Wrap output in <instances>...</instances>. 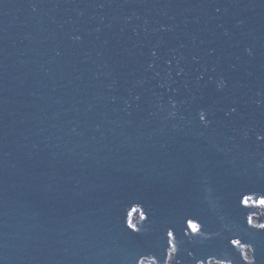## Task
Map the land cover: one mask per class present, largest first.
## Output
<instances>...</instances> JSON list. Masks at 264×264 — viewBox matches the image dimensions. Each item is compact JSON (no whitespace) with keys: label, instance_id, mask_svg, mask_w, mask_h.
I'll return each mask as SVG.
<instances>
[{"label":"water","instance_id":"water-1","mask_svg":"<svg viewBox=\"0 0 264 264\" xmlns=\"http://www.w3.org/2000/svg\"><path fill=\"white\" fill-rule=\"evenodd\" d=\"M264 264V0H0V264Z\"/></svg>","mask_w":264,"mask_h":264},{"label":"rangeland","instance_id":"rangeland-1","mask_svg":"<svg viewBox=\"0 0 264 264\" xmlns=\"http://www.w3.org/2000/svg\"><path fill=\"white\" fill-rule=\"evenodd\" d=\"M144 264H150L149 262H145Z\"/></svg>","mask_w":264,"mask_h":264}]
</instances>
